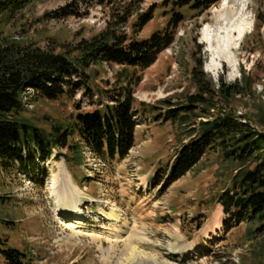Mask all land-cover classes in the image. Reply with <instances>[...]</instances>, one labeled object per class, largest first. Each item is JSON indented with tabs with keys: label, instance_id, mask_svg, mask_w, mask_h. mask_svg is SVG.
Masks as SVG:
<instances>
[{
	"label": "rangeland",
	"instance_id": "obj_1",
	"mask_svg": "<svg viewBox=\"0 0 264 264\" xmlns=\"http://www.w3.org/2000/svg\"><path fill=\"white\" fill-rule=\"evenodd\" d=\"M27 1L22 10L0 17L2 38L72 61L81 57L83 41L100 34L142 41L165 30L173 14L184 20L174 30V43L150 68L90 64L85 73L92 96L81 90L58 101L25 100L18 119L46 135L58 127L71 132V148L54 150L48 160L25 159L43 167L44 175L0 167V247L23 253L21 264H264L258 225L233 227L235 221L218 203L232 187L234 164L210 154L170 187L154 182L202 122L233 113L264 133V0L250 1L255 26L236 51L240 73L235 79L226 64L218 72L209 69L211 54L202 36L206 25H217L224 0L208 10H196V0L185 7H180L184 0H79L83 16L64 19L54 13L73 0ZM228 88L233 90L227 99L222 91ZM239 90L242 95L234 94ZM200 94L214 100L209 112L198 107L185 120H164L169 105L185 106ZM120 96L130 97L137 111L135 147L124 160L103 162L83 144L76 119L113 106ZM62 170L80 195L81 221L90 236L72 238L76 220L63 217L64 209L48 198ZM65 204L73 206L67 199ZM218 214L221 227L206 238ZM193 245L197 250L191 251ZM134 248L144 253L141 258L133 257ZM0 264H8L1 254Z\"/></svg>",
	"mask_w": 264,
	"mask_h": 264
},
{
	"label": "trees",
	"instance_id": "obj_2",
	"mask_svg": "<svg viewBox=\"0 0 264 264\" xmlns=\"http://www.w3.org/2000/svg\"><path fill=\"white\" fill-rule=\"evenodd\" d=\"M196 1V10H208L219 2ZM192 2L184 0L180 7ZM27 3V0H0V17L22 10ZM81 12L80 1L73 0L54 14L64 19L82 17ZM183 20L179 12L173 14L165 30L142 41L129 40L115 33L100 34L79 45L81 57L77 61L33 45L9 42L0 35V167L5 171L17 170L29 177L44 175L43 167L32 161L27 163L25 159L48 160L54 150L71 148V132L58 127L46 135L39 128L18 119L26 110L27 100L58 101L81 90L92 96L85 73L90 64L104 63L141 70L150 68L158 56L174 43V30ZM232 90L223 89L227 99ZM242 93L240 90L234 92L236 95ZM113 100L114 105H107L103 111L79 114L75 124L85 147L103 162L124 160L135 147L138 122L133 101L128 96L114 97ZM213 102L203 94L192 96L185 106L175 108L169 105L164 120H185L196 113L198 107L209 112L207 107L215 106ZM192 134L189 143L178 150L172 163L154 182L163 180L165 186L170 187L204 157L219 154L237 167L232 187L218 197L224 215L233 218V227L243 222L257 224V234H264V133L244 122L243 118L224 113L213 121L202 122L200 129H195ZM4 246L0 247V254L8 264H21L25 255Z\"/></svg>",
	"mask_w": 264,
	"mask_h": 264
},
{
	"label": "bare ground",
	"instance_id": "obj_3",
	"mask_svg": "<svg viewBox=\"0 0 264 264\" xmlns=\"http://www.w3.org/2000/svg\"><path fill=\"white\" fill-rule=\"evenodd\" d=\"M250 1L251 0H224L218 15L217 25H206L202 32L203 42L207 45L208 51L211 54L209 69L218 72L219 69L226 64L231 70L232 79H235L240 73L236 51L240 49L245 38L252 32L255 26L254 17L252 13L249 12ZM52 186L53 189L50 192L51 196L48 198L56 200L55 205L58 210L64 209L62 211L63 217L72 218L74 221L76 220L74 225L71 226L73 230L72 238L90 236L91 234L85 233V230L90 227L81 221L82 215L80 211L82 210L79 209L80 195L75 190L65 170H62L61 174L54 179ZM66 199L72 203V207H66ZM110 217L119 220L114 214L110 215ZM218 217L219 214L215 218L216 224L214 227L205 231L206 238H209L220 229L221 223L218 220L220 217ZM99 228L101 230H106L105 225H100ZM189 248L191 251H194L196 245ZM143 254L144 253L134 248L133 257H140Z\"/></svg>",
	"mask_w": 264,
	"mask_h": 264
}]
</instances>
